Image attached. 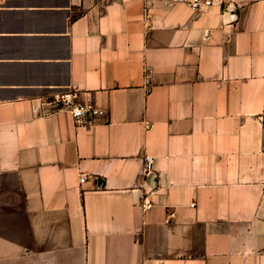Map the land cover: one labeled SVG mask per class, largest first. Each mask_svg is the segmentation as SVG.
Masks as SVG:
<instances>
[{"label": "crops", "instance_id": "0c3cea01", "mask_svg": "<svg viewBox=\"0 0 264 264\" xmlns=\"http://www.w3.org/2000/svg\"><path fill=\"white\" fill-rule=\"evenodd\" d=\"M0 264H264V0H0Z\"/></svg>", "mask_w": 264, "mask_h": 264}, {"label": "built area", "instance_id": "2783aa9c", "mask_svg": "<svg viewBox=\"0 0 264 264\" xmlns=\"http://www.w3.org/2000/svg\"><path fill=\"white\" fill-rule=\"evenodd\" d=\"M174 3H181L187 5L194 11H203L216 4L223 3L224 0H172ZM78 91L75 89H66L59 91L53 95V98L47 105L50 106V111L55 110H68L75 121L84 120L89 114L92 116L103 115L104 112L94 105L87 103L82 104L77 101ZM154 161L152 157H147L144 164V173L145 175L150 174L154 170ZM86 179V176H81L80 182H83ZM152 203L148 197L144 198L143 207L145 209L151 208Z\"/></svg>", "mask_w": 264, "mask_h": 264}]
</instances>
